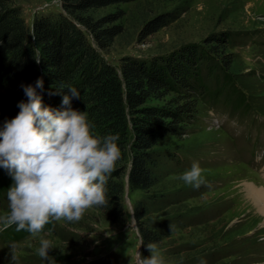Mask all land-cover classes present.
Returning a JSON list of instances; mask_svg holds the SVG:
<instances>
[{
    "label": "rangeland",
    "instance_id": "rangeland-1",
    "mask_svg": "<svg viewBox=\"0 0 264 264\" xmlns=\"http://www.w3.org/2000/svg\"><path fill=\"white\" fill-rule=\"evenodd\" d=\"M14 2L29 25L50 12L65 13L61 0ZM94 15L116 16L109 25L123 31L107 50L94 44L117 69L127 56L147 61L202 50L209 96L199 95L197 119L184 134L166 138L156 149L162 158L150 191L130 190L126 175L123 223L109 222L93 206L79 221L46 224L35 236L11 225L0 231V264H47L37 253L41 238L52 240L49 254L57 264H140L142 256L151 255L143 248L137 221L131 223L140 204L145 223L163 237L156 248L169 264H264V217L244 194V183L264 185V0H134ZM160 15L168 25L144 38L145 24ZM223 36L229 38L228 49L219 46L218 51L214 41ZM172 97L149 104L166 105ZM14 102L0 91V124L3 107ZM193 161L205 170L198 188L179 179ZM121 168L124 164H116L113 171ZM6 182L0 213L8 208L12 177ZM13 242L16 260L11 259Z\"/></svg>",
    "mask_w": 264,
    "mask_h": 264
},
{
    "label": "trees",
    "instance_id": "trees-1",
    "mask_svg": "<svg viewBox=\"0 0 264 264\" xmlns=\"http://www.w3.org/2000/svg\"><path fill=\"white\" fill-rule=\"evenodd\" d=\"M132 1L61 0L66 14L50 12L29 25L14 0H0V91L15 101L3 107V120L15 117L20 110L18 102L27 99L22 84L43 77V101L53 108L63 107V95L69 90L62 89V84L77 87L81 98L73 99V107L88 111L98 133L118 132L120 136L121 159L116 164H124V170L112 171L107 203L95 206L113 224L124 220L126 175L130 190L150 191L156 184L154 169L162 158L156 149L168 137H181L185 126L197 119L199 95L209 96L201 68L205 53L199 48L147 61L127 56L120 60L118 69L104 60L94 44L107 50L123 31L109 25L116 16L97 19L94 13ZM168 20L165 15L150 20L141 35H154ZM214 42L219 44L218 51L221 47L226 50L229 38L223 36ZM224 64L230 68L227 58ZM170 96L166 105L149 104ZM7 177L11 176L0 167V189ZM134 216L143 248L148 249L149 242H162L161 234L145 223L143 204Z\"/></svg>",
    "mask_w": 264,
    "mask_h": 264
},
{
    "label": "clouds",
    "instance_id": "clouds-1",
    "mask_svg": "<svg viewBox=\"0 0 264 264\" xmlns=\"http://www.w3.org/2000/svg\"><path fill=\"white\" fill-rule=\"evenodd\" d=\"M21 87L27 99L18 102L15 117L0 124V167L13 179L7 189L8 208L0 213V231L15 225L16 231L35 236L46 224L79 221L89 208L107 203L108 178L121 159L120 136L98 133L88 111L73 107V99L81 98L75 86L61 85L69 90L61 108L44 104L43 77ZM204 171L193 161L179 179L198 188ZM135 221L131 217V223ZM52 247V240L41 238L37 253L47 264H57L49 254ZM146 247L151 255L142 256L140 264H169L154 242ZM11 251L16 260L15 242Z\"/></svg>",
    "mask_w": 264,
    "mask_h": 264
},
{
    "label": "bare ground",
    "instance_id": "bare-ground-1",
    "mask_svg": "<svg viewBox=\"0 0 264 264\" xmlns=\"http://www.w3.org/2000/svg\"><path fill=\"white\" fill-rule=\"evenodd\" d=\"M244 194L256 214L264 217V185L260 182L259 185L254 182L244 183Z\"/></svg>",
    "mask_w": 264,
    "mask_h": 264
}]
</instances>
